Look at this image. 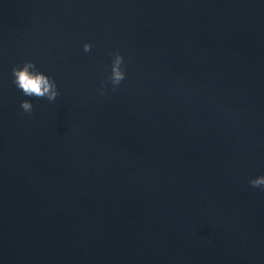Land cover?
<instances>
[{
	"label": "water",
	"instance_id": "95a60500",
	"mask_svg": "<svg viewBox=\"0 0 264 264\" xmlns=\"http://www.w3.org/2000/svg\"><path fill=\"white\" fill-rule=\"evenodd\" d=\"M0 264H264V0H0Z\"/></svg>",
	"mask_w": 264,
	"mask_h": 264
}]
</instances>
